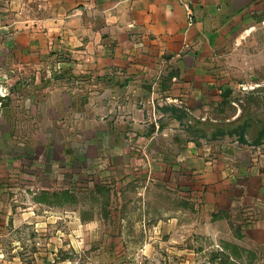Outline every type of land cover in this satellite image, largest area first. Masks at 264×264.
<instances>
[{"label": "rangeland", "instance_id": "1", "mask_svg": "<svg viewBox=\"0 0 264 264\" xmlns=\"http://www.w3.org/2000/svg\"><path fill=\"white\" fill-rule=\"evenodd\" d=\"M42 3L0 0V264H264V205L214 206L185 154L222 140L264 169V140L251 143L264 122L262 24L243 44L252 54L223 64V102L133 129L109 103L121 79L76 75L17 34L44 24ZM252 11L261 22L264 7ZM247 119L242 143L224 125Z\"/></svg>", "mask_w": 264, "mask_h": 264}, {"label": "crops", "instance_id": "2", "mask_svg": "<svg viewBox=\"0 0 264 264\" xmlns=\"http://www.w3.org/2000/svg\"><path fill=\"white\" fill-rule=\"evenodd\" d=\"M42 4L44 24L33 22L17 34L30 38V44L36 35L32 43L39 38L38 49L45 45L59 50L65 61L73 63L76 75L121 79L122 84L112 89L120 99L113 93L109 103L115 107L119 101L129 109L127 122L133 129L148 115L159 118L162 129V120L171 118L163 107H184L193 114L223 102V64L233 54L236 63L238 55L252 54L243 44L252 42L258 24L264 28V16L256 22L245 15L264 7V0H43ZM155 130L135 135L144 138L155 135ZM188 143L186 163L203 179L214 206L264 205V169L259 172L252 155L245 159L242 147L222 140L217 145L205 139L199 147Z\"/></svg>", "mask_w": 264, "mask_h": 264}, {"label": "trees", "instance_id": "3", "mask_svg": "<svg viewBox=\"0 0 264 264\" xmlns=\"http://www.w3.org/2000/svg\"><path fill=\"white\" fill-rule=\"evenodd\" d=\"M163 110L175 111L174 116L179 120H182V119L187 118L189 116L188 114L182 115V114L178 113L177 111H179V108H177V107H172V106L163 107ZM229 125H231L233 127V129L229 132L230 134L237 135L239 138V141L242 143H249V141L246 137L247 133H248V128L251 127V123H250L249 119L243 120L242 122L236 120L233 123L225 124L224 126L227 127ZM263 140H264V122L262 123L261 129L258 131L256 137L253 139V141L251 143L254 145H259L263 142ZM66 192L67 191H65L64 193H66Z\"/></svg>", "mask_w": 264, "mask_h": 264}]
</instances>
